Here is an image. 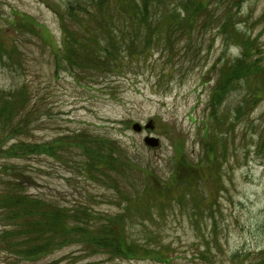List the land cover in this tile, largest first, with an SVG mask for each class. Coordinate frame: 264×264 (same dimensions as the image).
<instances>
[{
  "label": "rangeland",
  "instance_id": "rangeland-1",
  "mask_svg": "<svg viewBox=\"0 0 264 264\" xmlns=\"http://www.w3.org/2000/svg\"><path fill=\"white\" fill-rule=\"evenodd\" d=\"M208 4L211 0H198ZM61 0H0V35L13 57V65L0 64V91L20 92L26 87L32 98L30 109L37 130L26 140L49 141L59 135L84 130L100 138L113 139L134 161L154 167L161 179L174 169L170 129L178 133L192 160L203 152V126L206 109L216 86L217 74L239 55L234 39L222 34V22L201 17L200 32H189L184 25H169L172 11L183 10L188 0H158L161 27L160 45L146 56L129 58V65L118 74L92 73L94 78L78 79L76 73L57 68L53 51L61 50L62 31L56 13ZM211 7L216 8V3ZM219 7V6H218ZM237 13V10H233ZM222 18L224 8L217 10ZM264 0H246L239 23L232 21L246 38L258 40L264 50ZM19 15L21 17H19ZM184 15H182L183 17ZM33 25L18 28L19 21ZM183 19V18H182ZM224 23V22H223ZM31 32V33H30ZM6 37H9L6 38ZM264 61V58H263ZM220 63L216 67V63ZM243 91L233 94L222 108L226 126H235L228 136L229 150L218 172L221 179L200 189L201 199L190 194L163 207L152 206L151 216L143 207L131 206L125 219L131 227L130 240L163 250L172 264H260L264 258V101L252 105L247 114L235 120V110ZM37 110H40L37 112ZM234 119V120H233ZM152 122L154 131L136 133L135 124ZM146 137L160 140L157 148L147 147ZM37 177L32 193L70 208L89 205L101 213L118 214L127 208L112 190L93 184L65 165L46 158L26 162ZM207 176V175H206ZM140 178V177H139ZM125 185L133 180L119 178ZM201 186V185H200ZM139 188V186H138ZM128 195L130 189L120 190ZM121 205H120V204ZM78 247H70L38 261L17 264H164L154 261H108L106 258H78ZM78 258V259H76ZM0 264L6 263L0 255Z\"/></svg>",
  "mask_w": 264,
  "mask_h": 264
},
{
  "label": "trees",
  "instance_id": "trees-1",
  "mask_svg": "<svg viewBox=\"0 0 264 264\" xmlns=\"http://www.w3.org/2000/svg\"><path fill=\"white\" fill-rule=\"evenodd\" d=\"M61 1L62 7H58L56 13L63 39L61 50L53 51V55L57 68L76 73L78 79L94 78L92 73L118 74L129 65V58L134 54L149 55L154 46L161 43L158 0ZM188 1L191 7L183 4V10H173L170 14L174 21L169 25V35L175 26L181 25L189 32H200L203 30L201 17L205 16L211 22H224L222 34L227 40L234 39L240 52L239 57L222 66L220 74L216 72V86L206 108L209 117L203 125L201 158L192 160L181 136L170 129L175 147L174 169L167 179H161L154 167L134 161L119 142L84 130L59 135L49 141L26 140L32 130L38 129L33 126L37 113L30 109L32 98L26 87L14 94L0 91V255L6 263L35 262L75 246L79 248L80 259L101 257L108 261L172 264V259L162 249L130 240L132 229L125 221L129 219L127 213L132 214L131 206H142L151 216L158 213L151 214L152 206L163 207L189 194L200 201V189L204 184L221 179L212 173L218 172L221 160L226 158L227 138L235 128L226 126L230 120L224 119V104L237 91L244 92L241 99L245 102L238 104L235 110L234 119L237 120L246 116L244 112L251 114L248 109L252 105L257 107L264 101V50L257 44V39L246 38L231 25L232 21L239 23L246 0H211L210 4L208 1ZM212 3L217 7H211ZM220 7L224 8L222 18L217 12ZM24 20L15 26L32 29L33 25ZM8 47L0 35V64L19 63L21 57H13ZM219 66L220 63H216L215 71ZM30 158L72 165L74 171L81 173L87 181L114 191L127 203V208L113 215L97 212L89 205L61 206L33 194L38 180L26 165ZM120 177L133 182L125 185ZM126 188L133 193L128 195L120 191ZM260 264H264V258Z\"/></svg>",
  "mask_w": 264,
  "mask_h": 264
},
{
  "label": "water",
  "instance_id": "water-1",
  "mask_svg": "<svg viewBox=\"0 0 264 264\" xmlns=\"http://www.w3.org/2000/svg\"><path fill=\"white\" fill-rule=\"evenodd\" d=\"M146 128L147 129H153V125L152 124H149ZM134 130L136 132H141L142 131V127L139 124H136L134 126ZM146 143H147V145H149L151 147H157L159 145L158 140L157 139H154V138H148V139H146Z\"/></svg>",
  "mask_w": 264,
  "mask_h": 264
}]
</instances>
